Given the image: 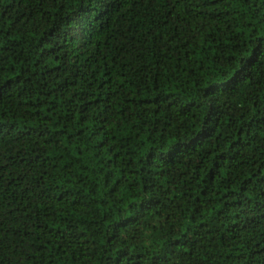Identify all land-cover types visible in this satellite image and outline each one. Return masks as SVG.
<instances>
[{
  "label": "trees",
  "instance_id": "16d2710c",
  "mask_svg": "<svg viewBox=\"0 0 264 264\" xmlns=\"http://www.w3.org/2000/svg\"><path fill=\"white\" fill-rule=\"evenodd\" d=\"M0 264H264V0H0Z\"/></svg>",
  "mask_w": 264,
  "mask_h": 264
}]
</instances>
